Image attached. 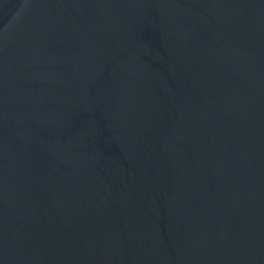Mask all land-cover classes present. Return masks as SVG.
Returning a JSON list of instances; mask_svg holds the SVG:
<instances>
[{"label":"water","instance_id":"water-1","mask_svg":"<svg viewBox=\"0 0 264 264\" xmlns=\"http://www.w3.org/2000/svg\"><path fill=\"white\" fill-rule=\"evenodd\" d=\"M0 264H264V0H0Z\"/></svg>","mask_w":264,"mask_h":264}]
</instances>
